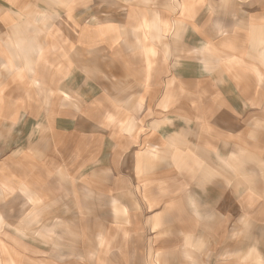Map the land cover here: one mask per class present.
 <instances>
[{"label": "crops", "instance_id": "1", "mask_svg": "<svg viewBox=\"0 0 264 264\" xmlns=\"http://www.w3.org/2000/svg\"><path fill=\"white\" fill-rule=\"evenodd\" d=\"M0 210V264L263 255L264 0H0Z\"/></svg>", "mask_w": 264, "mask_h": 264}, {"label": "rangeland", "instance_id": "2", "mask_svg": "<svg viewBox=\"0 0 264 264\" xmlns=\"http://www.w3.org/2000/svg\"><path fill=\"white\" fill-rule=\"evenodd\" d=\"M136 202V201H135ZM137 203V202H136ZM2 211H5V210H7V211H10V210H8V209H12L13 210V208H12V206H3L2 208ZM32 210V206L31 207H29V211H31ZM1 211V210H0ZM1 211V212H2ZM14 211V210H13ZM12 211V212H13ZM11 214H14V213H11ZM10 214V215H11ZM3 218H4V222H0V236H3L2 235V233L4 232V230H6V229H8V231H16V232H18V230L20 229V228H18L21 224H17V223H11V222H5V220H6V216L5 215H3ZM22 225H26V224H22ZM222 224H214V223H203V224H200V226H202V228H203V230L202 231H200V232H202V235L203 234H205V237L203 238V239H201V240H199V243H200V245H199V248H198V251L200 250V253L202 252V254H204V255H199V263L198 264H214V263H212L211 261H209V257H211L210 255L208 256L206 253H207V251H205V248L206 247H209L210 246V239H207L206 237H207V228L208 227H216V226H218V227H220ZM248 231H250L249 230V227H248V229H247ZM222 231V228H220V232ZM200 232H199V234H200ZM258 251L259 252H257L255 249H248V251H247V255L245 256V258L247 259L246 260V262H247V264H253V263H259L258 261H260V262H263L264 263V254L262 255L261 254V246H260V248L258 249ZM256 253H258V255L256 254ZM73 258V257H72ZM72 258H70V259H72ZM92 259H93V257H90V256H87V260L88 261H92ZM75 260H77V258H75ZM59 261V260H58ZM26 264H29V263H27L26 262ZM152 264V263H151Z\"/></svg>", "mask_w": 264, "mask_h": 264}]
</instances>
